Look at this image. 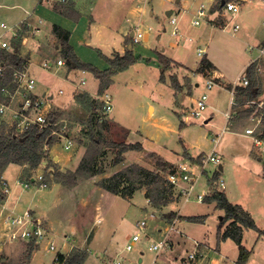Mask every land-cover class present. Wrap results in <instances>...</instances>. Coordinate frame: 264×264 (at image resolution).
Wrapping results in <instances>:
<instances>
[{
	"label": "rangeland",
	"instance_id": "obj_1",
	"mask_svg": "<svg viewBox=\"0 0 264 264\" xmlns=\"http://www.w3.org/2000/svg\"><path fill=\"white\" fill-rule=\"evenodd\" d=\"M172 1L149 0V4L146 6L148 11L140 18L127 16V7L124 4V8L117 13L118 19L115 25L122 24L123 26V30H120L119 44L123 42L125 31L131 27L132 31L139 27L145 32H150L149 42L143 40L140 44L135 45L140 54L146 57V52L149 50L147 51L145 47L159 52L165 49V55L181 62L183 68L176 65L171 66L166 74L170 85L167 86L160 80L162 71L158 67L145 63L136 65L116 77L115 85L112 87V91H109L112 98V111L107 114L104 106L98 109L101 121L109 117V122L115 123L109 130H103V138L117 143H141L145 150L126 153L124 162L118 164L115 162L116 153L111 149H106L98 162L102 174L91 180H80L79 185L75 188L53 184L55 182L52 178L48 181L49 189L25 188L19 184V181L25 182L28 179L29 169H24L21 174L20 168L17 166H10L7 169L10 197L13 204L17 203L18 207L15 209L16 212L23 213L25 210H32L48 223V234L39 241V249L33 253L31 264H57V255L68 251L72 244L75 246L72 252L86 246L89 255L86 264H110L119 253L131 258L137 257L141 251L144 254L143 264H151L154 255L147 249L146 240L142 241L135 252L124 253L128 238L138 232V222L145 219L148 214L155 213L158 218L157 222H150L146 231V233L152 234L155 232L156 226L161 229L165 227L164 213L170 212L175 215L176 212H180V209L182 217L178 229L183 233L184 239L181 237V240L177 235L174 238L178 240L179 245L182 243L186 245L187 242L188 251H192L194 244L200 243V250L204 255L203 264H237L239 249L233 240L222 241L218 247V231L224 212L218 209L214 203L192 201L184 204L178 197L176 189L174 191L176 201L158 211L149 204L146 198V189L137 191L130 198H123L97 187V183L101 179L109 177L131 164H138L151 171H159L156 159L162 158L175 167L185 155L184 145L193 154L204 153L205 155H208L216 145V154L224 166V171L220 172V180L225 182L226 190L231 193L233 202L241 205L246 211H250L249 213L258 228L264 229V158L259 161L252 156L250 146L253 141L240 134L243 129L254 128L256 122L248 118L229 120V123L226 124L225 114L230 108L231 93L217 84L208 92V108L201 119L190 120L187 123L185 120H181L177 114L178 106L181 107L180 112H184V114L189 110L190 106L206 91V82L211 79V77L207 79L196 77L194 82H199V87L195 89L193 96L189 95V87L195 76L192 73L196 74L202 60L197 54L198 48L207 49L208 58L213 59L218 70L224 73L232 83L242 74L244 65L259 55L256 49L252 53L248 50L247 44L250 43L249 38L252 37L251 35L248 37L247 33L254 34L258 39L264 40L263 1L230 0L241 6L239 16L230 23V26L236 23L240 24L241 30L237 34H233L231 29L220 31L221 25L218 24L227 20L223 11H216L218 0L212 4L208 0H183L179 7ZM104 2L114 9L119 7L123 0H104ZM201 3H205L212 13L207 22L214 24L219 30H210L206 33V31L204 32L206 23L200 27L192 25L193 16ZM35 4L34 0H0V23L4 22L9 25L20 23V20L33 10ZM152 11L153 16H151ZM170 11L174 13L181 11L178 16L180 38H175L172 35L173 28L168 16ZM44 19L48 28L50 24L47 18ZM227 19L230 22L229 14ZM105 31L107 32V30ZM111 32L114 36L113 31ZM157 37L161 38L157 40ZM186 38L192 39L193 42H184ZM177 42L178 46L175 49L172 44ZM87 48L85 57H96V46ZM55 56H58L56 52ZM32 60L35 66L38 62L40 63V59L35 55ZM47 61L52 63V58ZM257 61L260 68L259 78L264 89V57ZM195 68V72H192ZM40 72L38 75H42V78L46 79L52 89L55 96L53 101L58 98L67 100L72 98L74 91L72 83L81 84L83 78L87 82L84 88L97 94L99 83L95 82L89 74L83 76L79 72H75L65 79L63 73H66V70L63 69V73H60L59 76L69 80L64 81L59 80L58 75L52 76L47 75L46 72ZM172 77L178 78L183 85V91L177 93L174 90L171 82ZM191 87L193 88V85ZM60 90L63 91L61 95L59 94ZM260 99L264 102V97ZM150 101L157 105V111L153 117H150L147 110ZM248 107L247 104V107L244 108ZM77 109L78 111L67 113L64 116L66 120L64 125L67 128L62 130L65 136L75 142V146L66 150L64 139H58L53 145L56 146L61 157L68 156L71 162L80 154L84 156L83 153L86 149L79 143V140L88 142L87 130L90 129L88 121L90 113L83 108ZM152 111L151 109V113ZM208 117H211L212 120L205 124ZM13 118H15L14 115L8 113L6 117L0 118V124L5 122L8 126H12L15 122ZM182 121L187 123V127L181 126ZM230 124L239 131L232 129ZM258 130L261 133V128ZM219 136L221 137L216 144ZM151 152L155 154V157L148 156ZM253 153L258 156L263 152L255 149ZM70 168H72L71 164ZM215 170V165H209L207 175L201 179L197 187V193H207L208 180L212 178V173ZM63 171H71V169L65 168ZM44 172L43 169L34 174H43ZM161 174L164 173L161 172ZM1 202L2 200H0ZM201 216L205 217L203 223H194L186 219L187 217ZM41 223L44 225L42 221ZM257 235L255 230H247L244 234V245L247 249L252 250L247 264H264V237H259L261 239L256 241ZM154 237L158 238L156 235ZM2 242L4 243L0 245V264H19L23 256L20 251H25L29 242H7L4 226L0 223V243ZM51 243L54 244L55 251H49ZM66 244L68 247L65 246ZM35 245L38 246V243ZM171 259L162 258L161 261Z\"/></svg>",
	"mask_w": 264,
	"mask_h": 264
},
{
	"label": "trees",
	"instance_id": "obj_2",
	"mask_svg": "<svg viewBox=\"0 0 264 264\" xmlns=\"http://www.w3.org/2000/svg\"><path fill=\"white\" fill-rule=\"evenodd\" d=\"M222 1L217 4V10L222 8ZM229 2L230 0H224ZM247 1V0H242ZM71 3L56 4L54 8L64 15H69ZM223 23V22H221ZM219 23L218 25H222ZM26 30V25L23 24L20 29L19 36L13 39V51L8 53L6 51L0 52V63L5 65L4 74L0 77V89L4 85H9L12 81L13 69L11 66L23 65L28 61L20 56L21 40ZM54 33L62 44V55L66 59L67 64L71 68L84 69L91 72L96 79L100 81V94H102L112 82V77L120 72L126 71L137 62V58L132 50H127L123 56L115 54L112 58L103 57L110 65V68L105 71H100L90 64L81 62L73 49L69 45L70 33L64 29L55 26ZM132 43V42H131ZM159 62L162 66L161 80H164V74L168 71L172 64V60L158 54ZM179 66L178 64H175ZM214 65L207 58H203L196 73L208 76V73L213 71ZM246 77L249 80V85L245 88H237L236 101L239 108V118H250L257 116L260 113L254 107L244 108L250 101H256L262 95V86L258 74V63H251L246 71ZM217 82L219 80H216ZM172 87L175 91H183V85L179 82L177 77L171 79ZM231 89V85H227ZM189 89H191L189 87ZM78 100L90 113L88 142L82 139L79 143L82 144L86 151L80 164L75 171L63 172L59 167L50 159L49 150L58 141V137L53 135V131L61 132L65 118V113L54 110L49 114L53 124L47 127H40L38 125H29L23 132L17 131L16 124L8 126L5 122L0 124V177L6 168L11 165L27 166L29 169V177L41 166L44 161L48 165L44 169L45 180L48 181L52 178L57 184L67 188H75L79 185L80 180H91L102 174L99 167V159L106 149H111L116 153V163H122L125 160V154L128 152H143L145 150L141 143H117L114 141H107L102 137L103 130H109L112 125L110 120H100L97 110L100 107L98 101L92 99L88 95L79 96ZM181 118V116H180ZM261 134L260 138L264 140V114L261 120ZM184 123L182 121L181 126ZM149 157H155L154 153H149ZM202 155L193 158L185 152L183 160L190 161L193 164H200ZM156 165L159 171H151L138 164H131L117 171L113 175L101 179L97 183V187L103 189L113 195L122 196L123 198L132 197L137 191L146 189V198L149 204L156 210L161 211L169 204L176 201L174 187L168 181V175L173 172V164L162 158L156 159ZM52 173H48V170ZM164 173V174H161ZM220 172H216L211 179V184L218 179ZM0 194V200H3ZM205 203H214L216 207L224 212V216L220 221L218 231V247L222 241L228 239L233 240L239 249V258L237 264H247L252 255V250H249L244 245V233L247 230H255L259 237H264V230H261L256 225L252 215L246 211L241 205L233 204L229 201L225 192L214 190L209 196L205 198ZM187 221L194 223H203L205 217H187ZM225 228V230H224ZM35 241L29 242L26 251L20 259L19 264H29L32 255L36 249ZM88 258V253L84 250L77 249L65 256L58 254L56 257L57 264H85Z\"/></svg>",
	"mask_w": 264,
	"mask_h": 264
},
{
	"label": "built area",
	"instance_id": "obj_3",
	"mask_svg": "<svg viewBox=\"0 0 264 264\" xmlns=\"http://www.w3.org/2000/svg\"><path fill=\"white\" fill-rule=\"evenodd\" d=\"M38 2H55L58 4H67L70 0H36ZM203 1V0H202ZM215 2V0H208ZM263 1L264 4V0ZM220 0L217 1V4ZM223 2L224 5H223ZM220 4V3H219ZM216 11H223L224 16L227 21H223L220 30L229 31L233 34H237L241 30L240 24L236 23L230 26L241 12V6L235 2L222 1V8ZM181 11L177 13L172 12L169 15L170 25L172 26V35L180 38V28H179V15ZM184 12H186L184 10ZM228 14L231 16L230 22L227 19ZM212 15L210 9L205 3H201L193 16L192 25L195 27H200L204 23H208L207 19ZM264 27V21H263ZM20 27H10L6 23H0V52L6 51L11 53L13 51L12 41L18 38ZM145 31L136 27L132 31L131 39L132 44H140L146 37ZM256 49L259 52L258 57L255 61L264 57V44L260 47L249 46V50L252 51ZM197 54L199 57H204V50L201 48L197 49ZM254 61V62H255ZM58 65H64L65 62L60 59L57 61ZM44 68L49 69V62H44ZM5 65L0 63V77L4 74ZM13 69L12 81L9 85H4L0 89V118H4L8 113H12L15 118L14 124L17 126L18 132H23L29 125H38L40 127H47L53 124L49 118L50 111V99L48 95L37 97L35 96V90L37 86L36 80L29 72V63H24L23 65L18 64L17 66H11ZM246 71V70H245ZM245 71L231 84V99L230 108L226 113V122H229L233 117V109L238 105L236 101L237 88L247 87L249 85V80L246 77ZM216 85L215 80L208 79L206 82V91L202 96L194 102L189 110L184 114L185 121L187 123L190 120H199L202 118L204 112L208 108L209 95L208 92L213 89ZM62 94L63 91L61 90ZM20 97L22 98L20 101ZM21 102V104H20ZM249 106H253L260 114L253 117L252 120L256 122V127L246 129V134L252 136L253 144L260 151L264 152V140L256 135L257 126L261 124V120L264 114V102L260 100L250 101L247 103ZM104 109L108 114L112 111V98L106 95L104 100ZM21 118V119H20ZM23 124V126H22ZM66 125L63 126L62 130L66 129ZM58 131H53V135H56L58 139L65 140V149L69 150L72 148L74 141L65 136L63 133ZM216 140V144L219 138ZM215 165L216 170L212 173V178L216 172H221V160L216 154V145L213 147L212 151L208 155H204L201 159L200 164H193L190 161L181 160L174 167L173 172L168 175L169 183L174 187V191H177L178 197L184 202V204L190 203L192 201L198 203H204L205 198L209 196L214 190L224 191L226 184L220 177L211 184V179L208 180V189L206 194L197 193V187L201 179L207 175V170L209 165ZM47 161H44L40 167L45 169L47 167ZM52 170H48V173H52ZM19 184L25 188L38 187L40 189L48 188V183L45 180V172L43 174H34L25 182L19 181ZM0 194L3 196L2 202L0 203V223L4 226V233L6 241L9 243L16 242H31L43 240L46 237V228L41 223V221L32 214L30 210L23 213H16L14 210L6 206L7 197L10 194V188L8 182L1 176L0 177ZM6 196V197H5ZM180 212L175 215L169 213V216L164 215L166 218L163 222L165 224L164 228L155 227V233H159L158 238L152 236V234L146 233L149 228L150 222H157L158 218L155 213H150L145 219L138 222L137 228L138 232L134 233L128 238L126 246L124 248V253L131 254L139 248V245L143 240H146V247L154 255L151 264H203L204 255L202 254L200 243H195L194 249L192 251H187L183 256H176L171 260L161 261L165 257L168 251L174 246V238L176 235H180L181 232L178 229V224L181 220ZM5 241V240H4ZM4 242L0 243L3 244ZM50 250L55 251L56 248L53 243L50 245ZM143 252V251H142ZM140 252L137 257H127L122 253L117 254L116 258L111 261L110 264H143V253Z\"/></svg>",
	"mask_w": 264,
	"mask_h": 264
},
{
	"label": "crops",
	"instance_id": "obj_4",
	"mask_svg": "<svg viewBox=\"0 0 264 264\" xmlns=\"http://www.w3.org/2000/svg\"><path fill=\"white\" fill-rule=\"evenodd\" d=\"M34 1L36 2V4L33 7V10L29 11L26 14V16L22 20H20V23L15 24V25H9L7 23L6 24L10 27H20V28H22L23 24L26 25V30H25L23 37H22V40H21L20 56L28 61L29 72L37 82V86H36V90H35V96H37V97H41V96H45V95L49 96L50 111L58 110V111L64 112L65 115L67 113H74V111H78L77 108H79V109L83 108L85 111H87L86 108L78 100V97L79 96L81 97L83 95H88L92 99L98 101V103L100 104V107L102 108L104 106V100L106 98V95L110 96L109 91H112V87L115 85L116 77L119 74L125 72V71H123V72H120L117 75L113 76L111 85L102 94H100V91H99L100 90V81L98 79H96L95 76L91 72L84 70V69L71 68L67 64L66 59L62 55V44H61L60 40L58 39V37L56 36V34L54 33V27L55 26H58V27H60V28H62L65 31L70 33L69 45L73 49V51L76 54V56L78 57V59L85 64H90V65L94 66L95 68L99 69L100 71H105V70L110 68V65L108 64V62L103 57L112 58L115 54H119L120 56H123L127 50H132L134 52V55L137 58V62L134 65H132L129 69H127L126 71L130 70L132 67H135L136 65H139L141 63H145L147 65H150V64L155 65L156 67H158V69L160 71H162V66L159 62L158 54H162L163 56L172 60L174 62L172 65L178 64L179 65L178 67L183 68V64L181 62L176 61L173 58H170L167 55H165V52H166L165 49H163L161 52H159L158 50H154V49H151L149 47H145L147 51L149 50L148 52H146L147 53L146 57H144L145 55L140 54L137 51L136 46L131 43L132 42V39H131L132 27L124 32V34H123L124 39H123L122 44L118 43L119 36L121 35L120 30H123V26H122V24H120L118 26L115 25V22L118 19L117 13H119L121 11V9L124 8V4H125V6L127 7V11H126L127 16H136V18H140L143 15H145L146 12L148 11L146 6H147V4H149V2H148L149 0H126V1L123 0V2H120V4H119L120 6L114 8V9H111V6H107L105 4L104 0H70L69 2L71 3V6H70L71 10H69V15L68 14L64 15L54 8V5H56L58 3H55V2H42L41 3V2H38L36 0H34ZM115 1H120V0H115ZM182 1L183 0H173L172 2H174V4L179 7L182 5ZM245 2H247V1H245ZM171 13H172L171 11L168 12V16ZM153 15H154V13L152 11L151 16H153ZM44 18H47V20L50 24L48 28L46 27L47 24H46V21ZM128 21H129V19H128ZM217 29L218 28H216L214 26V24L206 23V28L204 29V32L206 31V33H207L210 30L216 31ZM105 30H107L108 33ZM111 31H113L114 36L112 35ZM250 35L252 38H249L250 43L247 44L248 46L260 47L261 45L264 44V40L258 39L254 34H251V33L248 34L247 33L248 37H250ZM111 36H112V38H111ZM149 37H150V32H147L144 41L149 42ZM160 38L161 37H157V40H159ZM177 38H179V37H177ZM110 40H112V41H110ZM187 41L193 42L192 39L186 38L184 40V42H187ZM93 46L94 47L96 46V48H95L97 50L96 57L95 56H93L91 58L85 57L86 56L85 51H87V49H88L87 47H93ZM177 46H178V42L172 44V47L175 49L177 48ZM248 50H249V48H248ZM252 51H251V53H252ZM55 52L57 53L58 56H55ZM99 53H101V55L103 57ZM33 55L37 56L40 59V63L38 62L37 66H35L33 64V60H32ZM208 56L209 55L207 53V49H204V57L203 58L209 59ZM49 58H52V63L47 61ZM200 58H202V57H200ZM256 58H253L252 60L248 61L244 65V67H243L244 69L242 72H244L247 69V67L256 60ZM60 59H62L65 62L64 65H58L57 64V61ZM209 60L214 65L215 69L213 71L209 72L207 77H205L204 75H201V74L192 73L195 76L192 78L191 86L193 85V88L190 86L191 89H189V95L191 94L193 96L195 89L199 87V84H198L199 82H194L196 77H201V78H205V79L211 77V79L215 80L217 85H220L225 90L230 91V89H228L227 85L228 84L231 85L232 81L228 80L225 77L224 73H222L221 71L218 70V68L216 67V64L212 61L213 60L212 58ZM44 62H49V64H50L49 69L44 68V66H43ZM255 62H258V61H255ZM197 67H198V65H197ZM63 69L66 70V73L65 72L63 73ZM195 70H196V68L192 72H195ZM40 71L46 72L47 75H52V76L58 75L59 80H64V81H69V80H65V79H67L70 75H73V73H75V72H79L83 76L89 74L94 78L95 82L99 83L98 88H97V94H95V93L91 92L90 90H87L86 88H84V86L86 85L87 82L83 78V80H81V84H76L75 82L72 83V86L74 87L72 98H69L68 100L58 98L55 101H53L55 96L51 91L52 89L47 84L48 82L46 81V79L42 78V75H40V76L38 75V73L39 74L41 73ZM168 71H166L164 74V80H161V77H160L162 84L167 85V86L169 85V78L166 76ZM259 72H260V68L258 65V74H259ZM60 73L64 74L65 79L63 77L59 76ZM161 76H162V74H161ZM184 76H186V75H184ZM216 80H219V81L217 82ZM60 91H59V94L61 95ZM173 95H174V93H173ZM261 97H264V89L262 90V95L259 97L258 100H261L260 99ZM21 99L22 98L20 97V101H21ZM175 99L176 98L174 96V98H173L174 103H175ZM20 104H21V102H20ZM244 107H247V104ZM249 107H253V106H249ZM151 109L153 110L152 113H151ZM147 110L149 112L150 117H153L157 111V105L153 101H150L148 106H147ZM180 110H181V107L178 106L177 114H178L179 118L181 116V118H180L181 120H185L184 119V117H185L184 112H180ZM97 112H98V110H97ZM238 112H239V108L236 106L233 109V117L230 120H243V118L238 117ZM253 117H255V116L250 117L251 120ZM245 119H248V118H245ZM106 120H110V118L108 117V118H106ZM206 120L207 121L205 124L210 122V120H212V118L208 117ZM225 121H226V116H225ZM183 123H184V125L182 127H184V128L187 127V123H185V121H183ZM228 123L229 122H226V124H228ZM111 124L114 125L115 123H111ZM254 126L256 127V124ZM231 128L236 130L237 132L239 131V129L235 128L233 125H231ZM249 128H251V127H249ZM260 128H261V124L259 126H257V129H256V135L259 138H260L261 133H259L258 129H260ZM243 130L240 132L241 136H243L245 138H249L253 141L252 136L247 135L246 130H244V132H243ZM74 146H75V142H74L72 148ZM250 148H251V151H250L251 155L254 156L255 158H257L259 161H262V159L264 158V152L262 153V155L259 154L258 156H256L253 152L255 149H258V148H256L254 146V144H251ZM184 151L187 154H189L190 156H192L193 158H197L202 154H203L202 156L205 155L204 153H202V154L191 153L188 150V148L186 147V145H184ZM49 156H50V159L53 160V162L60 168L61 171H63V169H65V168L71 169V171H75L77 169L78 165L80 164L83 155L80 154V156L75 157V159L71 162L68 159V156L61 157L56 150V146H52L49 150ZM75 161H76V164H75ZM70 164L72 165V168H70ZM10 166L19 167L20 171H21L20 174L22 173V171L24 169L28 168L27 166L22 167V166L14 165V164L9 165L2 174V177L6 181H7L6 172ZM221 167H222V170L221 169L220 170H221V172H223L224 166H222V164H221ZM40 170H43V168L39 167L36 171L39 172ZM63 172H65V171H63ZM7 182H9V181H7ZM53 184H57V183H53ZM46 189H49V188H46ZM101 190H103V189H101ZM223 192H225L229 201L231 203L235 204L233 202V199H232L233 197H232L231 193L227 192L226 188ZM11 199L12 198L10 197V194H9V196L7 197V200H6V206L16 212L15 209L18 208L17 203L13 204ZM30 211L32 212V214H34V216L36 218H38L40 221H42L44 223V226L46 228V236H47V234H48V230H47L48 225L47 224L48 223L46 221H44V219L39 217L38 214H36L34 211H32V210H30ZM248 212H250V211H248ZM169 213L170 212H166L165 214L169 216ZM99 222L100 221L98 220V223ZM261 230H264V229H261ZM155 235L159 236V234L157 232L156 233L153 232L152 236H155ZM177 236L180 237V239H181V237H183L182 239H184L182 232L180 235H177ZM258 239H261V238H259V236L257 235L256 241ZM243 241H244V239H243ZM65 246L68 247L67 244ZM74 247L75 246L72 244V245H70L68 251H66L65 253H60V254L67 256L72 252V249ZM26 248H27V246H26ZM36 249H39V243H38V246H36ZM81 249H84L88 253V249L86 248V246H83ZM188 250H189V248H187V242H186V245L184 243L179 245L178 240L174 239V246L172 247V249L170 251L167 252V254L165 255L164 258L169 259V258H175L176 256H178V257L183 256L186 254V252ZM25 251H26V249H25ZM25 251L21 250L20 254L21 255L24 254ZM49 251H50V249H49ZM143 257H144V255H143ZM86 262H87V260H86ZM86 262H85V264H86ZM143 263H144V258H143ZM29 264H31V261Z\"/></svg>",
	"mask_w": 264,
	"mask_h": 264
},
{
	"label": "water",
	"instance_id": "obj_5",
	"mask_svg": "<svg viewBox=\"0 0 264 264\" xmlns=\"http://www.w3.org/2000/svg\"><path fill=\"white\" fill-rule=\"evenodd\" d=\"M225 2H223V5H224ZM170 15V14H169ZM222 170V167L220 168Z\"/></svg>",
	"mask_w": 264,
	"mask_h": 264
}]
</instances>
